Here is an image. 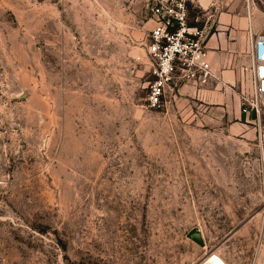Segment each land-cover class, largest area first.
I'll return each instance as SVG.
<instances>
[{
    "label": "rangeland",
    "instance_id": "obj_1",
    "mask_svg": "<svg viewBox=\"0 0 264 264\" xmlns=\"http://www.w3.org/2000/svg\"><path fill=\"white\" fill-rule=\"evenodd\" d=\"M146 1L0 0V264H264L256 124L183 85L146 106Z\"/></svg>",
    "mask_w": 264,
    "mask_h": 264
},
{
    "label": "built area",
    "instance_id": "obj_2",
    "mask_svg": "<svg viewBox=\"0 0 264 264\" xmlns=\"http://www.w3.org/2000/svg\"><path fill=\"white\" fill-rule=\"evenodd\" d=\"M189 0H150L146 11L155 21L145 44L150 57L146 106L159 108L167 102L168 92L184 84H205L212 76L205 45V29L189 24ZM252 1V0H251ZM248 4V3H247ZM254 3L252 1L251 8ZM249 12V11H248ZM197 20V18H195ZM248 55L250 90L241 96L244 120L256 124L260 145L264 144V33L249 29ZM255 110V119L251 111ZM196 264H230L218 253H211Z\"/></svg>",
    "mask_w": 264,
    "mask_h": 264
},
{
    "label": "crops",
    "instance_id": "obj_3",
    "mask_svg": "<svg viewBox=\"0 0 264 264\" xmlns=\"http://www.w3.org/2000/svg\"><path fill=\"white\" fill-rule=\"evenodd\" d=\"M252 1L255 4V0ZM148 2L146 1L145 5ZM247 3L248 0L188 1V6L199 9L204 16L203 24L199 27L204 28L207 33L205 45L212 76L205 84L187 83L182 87H191L193 98L201 102L219 105L222 118L232 115L235 118H243L241 96L250 90L249 31L246 28L248 22L244 15L245 11L248 12ZM251 10L253 11V7ZM195 18L194 21L198 22L199 16L196 15ZM188 21L191 25L196 24L193 17L189 16ZM154 24V19L147 14L146 20L143 21L144 28L150 30ZM211 27H214L213 32L209 30ZM251 27L256 33L254 22ZM125 33L120 35L126 36ZM232 100L234 106L229 109L227 106Z\"/></svg>",
    "mask_w": 264,
    "mask_h": 264
},
{
    "label": "water",
    "instance_id": "obj_4",
    "mask_svg": "<svg viewBox=\"0 0 264 264\" xmlns=\"http://www.w3.org/2000/svg\"><path fill=\"white\" fill-rule=\"evenodd\" d=\"M251 118L255 119V110L252 109L251 111ZM187 237L190 238L192 241H194L195 243H197L200 246L204 245V240H203V236L201 234V231L197 228H191L188 232H187Z\"/></svg>",
    "mask_w": 264,
    "mask_h": 264
}]
</instances>
